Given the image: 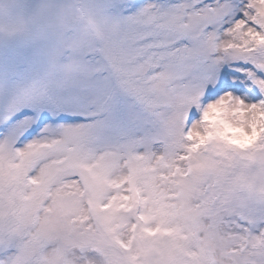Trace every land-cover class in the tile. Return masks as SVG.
I'll return each instance as SVG.
<instances>
[{"label":"snow or ice","instance_id":"obj_1","mask_svg":"<svg viewBox=\"0 0 264 264\" xmlns=\"http://www.w3.org/2000/svg\"><path fill=\"white\" fill-rule=\"evenodd\" d=\"M0 264H264V0H0Z\"/></svg>","mask_w":264,"mask_h":264}]
</instances>
